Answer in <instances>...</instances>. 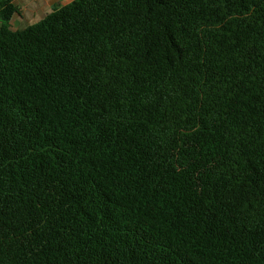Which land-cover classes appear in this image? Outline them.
Listing matches in <instances>:
<instances>
[{
  "label": "trees",
  "instance_id": "obj_1",
  "mask_svg": "<svg viewBox=\"0 0 264 264\" xmlns=\"http://www.w3.org/2000/svg\"><path fill=\"white\" fill-rule=\"evenodd\" d=\"M0 0V264H264V0Z\"/></svg>",
  "mask_w": 264,
  "mask_h": 264
},
{
  "label": "crops",
  "instance_id": "obj_2",
  "mask_svg": "<svg viewBox=\"0 0 264 264\" xmlns=\"http://www.w3.org/2000/svg\"><path fill=\"white\" fill-rule=\"evenodd\" d=\"M72 0H11L19 13L13 14L9 22L12 31L21 30L41 20L52 9L70 3Z\"/></svg>",
  "mask_w": 264,
  "mask_h": 264
}]
</instances>
